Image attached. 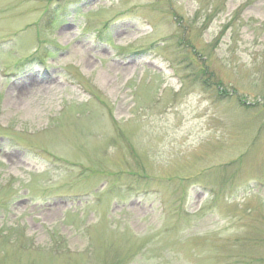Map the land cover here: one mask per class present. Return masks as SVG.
Wrapping results in <instances>:
<instances>
[{"label":"rangeland","instance_id":"obj_1","mask_svg":"<svg viewBox=\"0 0 264 264\" xmlns=\"http://www.w3.org/2000/svg\"><path fill=\"white\" fill-rule=\"evenodd\" d=\"M0 264H264V0H0Z\"/></svg>","mask_w":264,"mask_h":264},{"label":"trees","instance_id":"obj_2","mask_svg":"<svg viewBox=\"0 0 264 264\" xmlns=\"http://www.w3.org/2000/svg\"><path fill=\"white\" fill-rule=\"evenodd\" d=\"M197 80H198V79H196V81H197ZM206 82H207V79L202 80V84H203V86H207ZM148 186H149V185H148Z\"/></svg>","mask_w":264,"mask_h":264}]
</instances>
